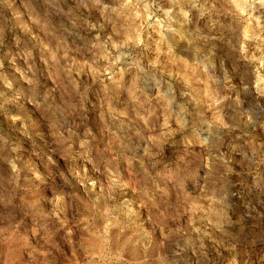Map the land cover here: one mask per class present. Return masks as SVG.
I'll use <instances>...</instances> for the list:
<instances>
[{"label": "rangeland", "instance_id": "obj_1", "mask_svg": "<svg viewBox=\"0 0 264 264\" xmlns=\"http://www.w3.org/2000/svg\"><path fill=\"white\" fill-rule=\"evenodd\" d=\"M0 264H264V0H0Z\"/></svg>", "mask_w": 264, "mask_h": 264}]
</instances>
